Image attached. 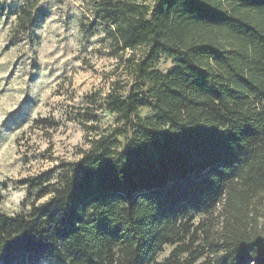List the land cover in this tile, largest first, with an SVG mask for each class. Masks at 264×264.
I'll return each instance as SVG.
<instances>
[{
	"label": "trees",
	"instance_id": "1",
	"mask_svg": "<svg viewBox=\"0 0 264 264\" xmlns=\"http://www.w3.org/2000/svg\"><path fill=\"white\" fill-rule=\"evenodd\" d=\"M89 1L126 74L85 95L77 159L0 194V264H264V0Z\"/></svg>",
	"mask_w": 264,
	"mask_h": 264
},
{
	"label": "rangeland",
	"instance_id": "2",
	"mask_svg": "<svg viewBox=\"0 0 264 264\" xmlns=\"http://www.w3.org/2000/svg\"><path fill=\"white\" fill-rule=\"evenodd\" d=\"M24 8L31 11L29 23L20 21ZM96 9L89 0H0V194L6 213L29 202L21 179L73 161L88 147L78 118L90 105L85 95L97 92L103 98L126 74L113 26ZM172 64L165 55L157 63L164 71ZM96 107L100 111L99 103ZM39 118L56 126L41 127ZM111 119L107 114L103 121ZM172 248L166 245L157 260Z\"/></svg>",
	"mask_w": 264,
	"mask_h": 264
}]
</instances>
